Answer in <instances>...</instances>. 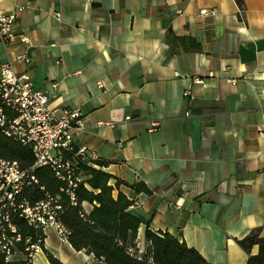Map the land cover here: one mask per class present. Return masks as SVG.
Listing matches in <instances>:
<instances>
[{"label":"crops","instance_id":"1","mask_svg":"<svg viewBox=\"0 0 264 264\" xmlns=\"http://www.w3.org/2000/svg\"><path fill=\"white\" fill-rule=\"evenodd\" d=\"M244 5L0 0L5 14L22 8L16 40L0 43V64L29 73L51 94L52 109L81 110L75 145L109 163L90 166L113 176L115 197L133 202L142 250L149 226L210 264H247L237 241L255 229L264 238V0ZM152 122L160 130L150 131ZM83 208L88 214L92 206ZM44 235L33 264H49L48 254L62 264H105L54 229ZM25 260L17 251L10 261Z\"/></svg>","mask_w":264,"mask_h":264},{"label":"built area","instance_id":"2","mask_svg":"<svg viewBox=\"0 0 264 264\" xmlns=\"http://www.w3.org/2000/svg\"><path fill=\"white\" fill-rule=\"evenodd\" d=\"M22 8L5 14L0 12V43L8 46L17 38L13 28ZM208 14V10H202ZM22 43H28L26 35H21ZM17 61L29 63L25 55ZM0 132L23 148L30 150L34 157L33 165L22 169L18 163L0 158V256L9 262L23 242L12 217L17 214L32 227L37 235L27 238L23 252L26 259L33 258L42 251L43 238L39 232L54 229L62 242H68L69 229L63 225L60 215L63 212L62 196L77 205L76 190L85 183L80 170L81 164L90 166L99 161V156L86 147H77L74 136L82 127V113L78 108L50 107L51 94L35 88L29 73L16 74L12 63L0 64ZM201 83L200 80H197ZM56 92L57 84L52 85ZM159 122H152L150 131L160 130ZM50 168L60 182L59 191L53 195L45 193V199L32 204L24 191L39 180L36 170ZM44 190V188H41Z\"/></svg>","mask_w":264,"mask_h":264},{"label":"trees","instance_id":"3","mask_svg":"<svg viewBox=\"0 0 264 264\" xmlns=\"http://www.w3.org/2000/svg\"><path fill=\"white\" fill-rule=\"evenodd\" d=\"M235 1L243 10L244 0ZM170 36H172L171 32L168 34V37ZM174 38L181 39L176 36ZM192 46L198 47L195 44ZM0 158L14 161L22 169L30 168L34 162L30 150L4 137L1 132ZM96 164L102 168L109 163L96 162ZM80 170L88 178L76 190L77 205H72L68 197L62 196L63 212L60 215L61 222L70 231L68 242L76 251L92 254L95 259L105 264H210L197 250L188 247L185 242L179 241L169 233H156L149 226L145 230L146 246L142 250L138 242L141 221L129 211L132 201L122 193L114 196L115 188L110 185L113 176L86 164H81ZM35 174L39 183L24 191L25 197L32 204L44 200L46 192L57 194L61 185L50 168L38 169ZM119 184L120 181H117L116 186ZM42 187L44 190L41 189ZM136 190L150 193L145 186H137ZM85 202L92 206L88 214L83 208ZM12 221L23 238V242L18 244L17 251L25 254L23 252L25 240L33 239L37 232L17 214L13 215ZM38 234L43 238V248L45 235L42 232ZM237 242L249 256L247 264H264V238L261 237L260 229L251 231ZM254 247H258L256 255L251 254ZM47 257L49 264H62L51 254ZM0 264L33 263L28 259L5 262L4 257L0 256Z\"/></svg>","mask_w":264,"mask_h":264}]
</instances>
